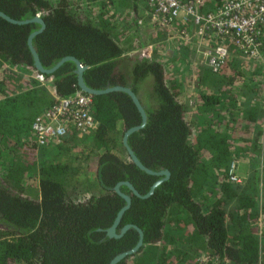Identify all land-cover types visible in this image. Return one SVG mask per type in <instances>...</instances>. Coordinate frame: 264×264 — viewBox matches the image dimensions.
Listing matches in <instances>:
<instances>
[{"label":"trees","instance_id":"1","mask_svg":"<svg viewBox=\"0 0 264 264\" xmlns=\"http://www.w3.org/2000/svg\"><path fill=\"white\" fill-rule=\"evenodd\" d=\"M117 1L0 0V10L14 19L41 17L44 26L31 44L42 67L72 55L83 65L86 86H127L142 105L145 122L126 143L144 166L168 175L146 197L118 184L130 204L114 231L135 224L142 242L114 264H211L197 260L201 254L264 264V158L259 176L253 171L242 183L228 176L230 162L258 152L264 140V45L262 56L250 59L258 64L243 67L224 58L215 71L201 67L192 119L154 56L126 54L116 37ZM223 1L204 0L200 10ZM38 26L0 16V264H107L137 239L132 225L118 237L105 232L124 203L113 185L125 180L143 194L162 175L137 167L122 145L124 130L140 122L122 90L91 94L96 126L85 134L68 131L60 142L35 143L30 124L53 101L51 92L78 89L71 59L41 72L48 82L34 78L39 71L26 36ZM147 78L150 89L141 95ZM88 159L94 176L80 180Z\"/></svg>","mask_w":264,"mask_h":264},{"label":"built area","instance_id":"2","mask_svg":"<svg viewBox=\"0 0 264 264\" xmlns=\"http://www.w3.org/2000/svg\"><path fill=\"white\" fill-rule=\"evenodd\" d=\"M204 0H144L143 17L157 28L179 25L175 41L188 42L195 46L211 70H217L227 54L230 41L244 59H258L264 45V0H224L212 10H200ZM37 14V13H36ZM140 22V19H137ZM191 23L192 28L187 27ZM204 36L214 39L206 47L198 48ZM195 42V43H194ZM263 61V60H262ZM264 63V61H263ZM41 83L47 79L41 72L34 73ZM53 93V92H52ZM53 95L50 105L36 114L31 121V130L37 145L57 143L68 131L84 133L96 126L91 106V94L79 88L70 94ZM233 161L228 168L230 180H238L233 171ZM198 260L209 259L211 264H231L217 261L201 254Z\"/></svg>","mask_w":264,"mask_h":264},{"label":"rangeland","instance_id":"3","mask_svg":"<svg viewBox=\"0 0 264 264\" xmlns=\"http://www.w3.org/2000/svg\"><path fill=\"white\" fill-rule=\"evenodd\" d=\"M96 2L97 0H83L82 3L95 5ZM114 5H116L115 15L120 22L116 37L122 46L126 48V54L136 56V58L154 56L163 65L164 70H167L165 73L167 78L177 85L179 90V100L185 105L188 117L194 119V93L196 92V88H198V81H200L199 79L201 78V67L203 66V68H206L203 56H201L199 51L194 48L193 44L189 43L187 49L188 55H186L187 64H185L184 67H180L179 62H177L176 59L174 60L175 56H177L175 45L178 44L176 43L174 36L175 30H178V24L173 23L168 27V29H170L169 31L165 28H157L158 26L149 24L147 19L143 17L144 0H118ZM137 19H140L139 23L137 22ZM186 25L189 28L193 27V25L191 27V23L189 22ZM213 42V38L205 37V40L202 39V44L198 45V48L209 46ZM228 45H230V47L227 48L225 58H228L229 61H235L236 64L243 67L257 63L244 59L233 44H227V46ZM227 64L229 65L230 63ZM229 70L233 69L230 67ZM183 71L184 75H179V72ZM149 89V78H147L141 82L139 93L143 95ZM48 90L51 92L50 88H48ZM51 94L53 93L51 92ZM83 134H85V132L76 133L78 136ZM262 137L264 139V133ZM75 148L76 147H74V149ZM120 154L124 155V152L121 151ZM64 156L65 153L62 151L60 159ZM262 158H264V140L258 152H255L251 156L245 155V157L243 156L242 158L233 161L234 167L232 169L235 176L238 178V180H233V182L242 183L253 171H256V174L259 176V168ZM78 162L81 166L85 167L86 161L78 160ZM0 166L2 165L0 164ZM86 166L87 168H82L81 172L78 173V178L80 180L83 179L84 175H87L91 179L94 176L95 163H93V160L90 161L88 159ZM78 187L81 188L82 185H79ZM13 188L14 190L16 189L15 186H13ZM3 230L4 228L0 222V233Z\"/></svg>","mask_w":264,"mask_h":264},{"label":"water","instance_id":"4","mask_svg":"<svg viewBox=\"0 0 264 264\" xmlns=\"http://www.w3.org/2000/svg\"><path fill=\"white\" fill-rule=\"evenodd\" d=\"M0 16L5 18L6 20L10 21V22H14V23H24V22H28V21H35L39 24L38 28L30 31L28 33V35L26 36V44L28 46V49L30 51V54H31V57H32V63L35 67V69L39 72H51L53 71L62 61H64L65 59H71L74 63H75V72H76V84H77V87L81 90V91H84V92H87V93H90V94H98V93H103V92H106V91H111V90H122V91H125L130 99L132 100L133 104L135 105L137 111L139 112V115H140V122L133 125V126H130L129 128H127L126 130H124L123 134H122V137H121V142H122V145L124 146L125 148V151L128 155V157L131 159V161L139 168L143 169L144 171L146 172H149V173H154V174H158V175H162L160 176L159 178L155 179L148 187V189L143 193V194H140L138 191H136L133 186L128 182V181H118L116 182L114 185H113V189L116 193H118L123 199H124V203L118 208V210L116 211L115 215H114V218L111 222V224L105 229V232L108 236H114V237H118L120 236L123 231L129 226V225H132L136 231H137V239L136 241L134 242V244L132 246H130L129 248L125 249V250H122L116 254H114L110 259L109 261L107 262V264H114L116 261H118L119 259H121L122 257H124L125 255H128V254H131L133 253L135 250H137V248H139L141 242H142V232L140 230V228L138 226H136L135 224H130V223H126L124 225H122L118 232H115L114 229H115V226L117 224V222L119 221V218L121 216V213L123 212L124 209H126L129 204H130V196L129 194H126V193H123L121 192L119 189H118V184L123 182L125 183L128 188L130 189L131 193L136 195V196H140V197H146L148 196L154 186L159 183L162 179L166 178L167 175H168V171L165 170V169H162V170H158V171H153L149 168H147L146 166H144L138 159L137 157L134 155V153L132 152V150L130 149V147L127 145L126 143V135L128 133H130L131 131L141 127L144 122H145V112L142 108V105L140 104L137 96L133 93L132 90H130L127 86H123V85H119V84H115V85H112V86H106L104 88H90L88 86L85 85L83 79H82V69H83V65H81L78 60L72 56V55H64L62 57H60L58 60H56L50 67L48 68H44L42 67L40 61H39V58L36 54V51L34 50L32 44H31V37L38 33L44 26V23L41 19V17L38 15V14H34L32 17H29V18H23V19H14L10 16H8L7 14H5L4 12H2L0 10Z\"/></svg>","mask_w":264,"mask_h":264},{"label":"crops","instance_id":"5","mask_svg":"<svg viewBox=\"0 0 264 264\" xmlns=\"http://www.w3.org/2000/svg\"><path fill=\"white\" fill-rule=\"evenodd\" d=\"M165 29H167L168 31L170 30V29H168V27L165 28ZM202 39L205 40V37H203ZM202 39L199 40V45L202 44L201 43ZM176 43H178L177 45H175L176 46V51H177V56H175L174 60L176 59V61L179 62V66L180 67H184V65L187 64L186 55H188L187 49H188L189 43L188 42L183 43L182 41H176ZM194 48H195V46H194ZM166 71L167 70H164L165 73H166ZM182 74L184 75V71L183 72H179V75H182ZM178 98H179V93H178Z\"/></svg>","mask_w":264,"mask_h":264},{"label":"clouds","instance_id":"6","mask_svg":"<svg viewBox=\"0 0 264 264\" xmlns=\"http://www.w3.org/2000/svg\"><path fill=\"white\" fill-rule=\"evenodd\" d=\"M38 14V13H37Z\"/></svg>","mask_w":264,"mask_h":264}]
</instances>
